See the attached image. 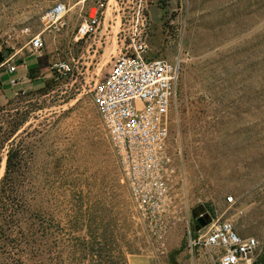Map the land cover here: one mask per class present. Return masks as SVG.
<instances>
[{"label":"rangeland","instance_id":"374dc122","mask_svg":"<svg viewBox=\"0 0 264 264\" xmlns=\"http://www.w3.org/2000/svg\"><path fill=\"white\" fill-rule=\"evenodd\" d=\"M55 2L0 0V63L29 52L23 30L30 28L48 39L51 72L46 86L36 80V90L0 94V181L9 150H23L11 175L29 202L20 217L22 254L30 257L36 241L30 264H216L213 249L190 253L177 219L152 236L92 100L122 46L119 18H131L136 0H112L101 33L68 37L60 48L41 20ZM147 14L155 23L154 55L172 58L181 47L187 53L173 129L184 147L190 204L258 238L255 262L264 264V0L164 1ZM63 58H75L78 68L56 78L52 65Z\"/></svg>","mask_w":264,"mask_h":264},{"label":"built area","instance_id":"2783aa9c","mask_svg":"<svg viewBox=\"0 0 264 264\" xmlns=\"http://www.w3.org/2000/svg\"><path fill=\"white\" fill-rule=\"evenodd\" d=\"M178 0H136L131 18L120 16L119 34L122 46L113 56L110 70L95 83L92 100L106 129L111 146L121 167L132 202L152 236L164 233L171 220L183 222L187 246L213 249L216 264H254L258 238L243 237L230 219L212 218L196 229L187 192L184 147L173 129L177 109L179 82L185 62L183 48L172 57L154 55L152 37L155 23L147 14L152 3ZM112 0H93V15H84L74 30H69L67 14L70 6L57 1L41 17L45 29L75 42L96 37L105 27ZM123 24V25H122ZM29 38L30 50L45 47L42 32L23 30ZM67 33V34H64ZM16 70L11 57L0 63L1 70ZM56 78L74 73L75 58H63L52 65ZM20 80H11L16 87ZM16 93L25 91L16 88ZM231 202L233 198L230 196ZM194 224V225H193ZM161 243V241H160Z\"/></svg>","mask_w":264,"mask_h":264},{"label":"trees","instance_id":"16d2710c","mask_svg":"<svg viewBox=\"0 0 264 264\" xmlns=\"http://www.w3.org/2000/svg\"><path fill=\"white\" fill-rule=\"evenodd\" d=\"M22 151V148L9 150L6 173L0 181V264H30L28 260L37 255L36 241H31L34 244L30 247V257L24 256L19 247V242L26 236L20 217L29 210V202L15 188L11 175L16 171L13 160L18 159ZM35 217L40 216L37 213Z\"/></svg>","mask_w":264,"mask_h":264},{"label":"crops","instance_id":"0c3cea01","mask_svg":"<svg viewBox=\"0 0 264 264\" xmlns=\"http://www.w3.org/2000/svg\"><path fill=\"white\" fill-rule=\"evenodd\" d=\"M57 1H65L69 6L70 10L67 14V20L69 25V30H74L78 24L80 23L82 17L84 15H91L92 10L95 9L92 7V2L88 0H57ZM64 34V33H63ZM67 34V33H65ZM64 34V35H65ZM64 40L63 35H58L56 37V43L58 44V48L61 46V42ZM45 47L42 51L39 52H32L29 46V52L20 56L13 60L11 58V64H16V70L10 72L7 67L2 68L1 70V77L3 81V76H7L6 81L2 82L0 85V94H4L7 89L12 90L16 93V88H26V89H33L36 90L33 86L34 81L36 80H43L45 81V86L47 81L51 77V72L49 70L48 60L46 61V57L48 53L45 51L46 46L48 45V39L44 37ZM48 47V46H47ZM35 57L39 60V65L34 67H28L26 61L29 59H34ZM47 62V63H46ZM20 80L16 87L11 85V80ZM44 86V87H45ZM43 87V88H44Z\"/></svg>","mask_w":264,"mask_h":264},{"label":"water","instance_id":"95a60500","mask_svg":"<svg viewBox=\"0 0 264 264\" xmlns=\"http://www.w3.org/2000/svg\"><path fill=\"white\" fill-rule=\"evenodd\" d=\"M192 215L197 220L196 229L208 225L212 220L210 214L205 211V206L203 204L194 207L192 209Z\"/></svg>","mask_w":264,"mask_h":264}]
</instances>
